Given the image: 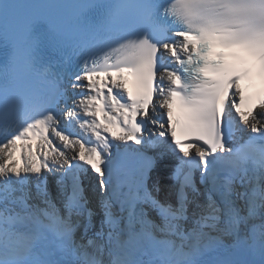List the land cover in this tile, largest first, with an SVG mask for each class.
Here are the masks:
<instances>
[{"label":"snow or ice","instance_id":"obj_1","mask_svg":"<svg viewBox=\"0 0 264 264\" xmlns=\"http://www.w3.org/2000/svg\"><path fill=\"white\" fill-rule=\"evenodd\" d=\"M256 80L264 0H0V264H264Z\"/></svg>","mask_w":264,"mask_h":264}]
</instances>
